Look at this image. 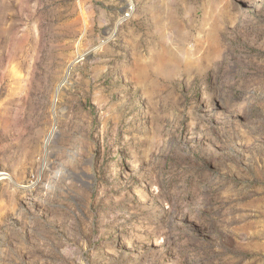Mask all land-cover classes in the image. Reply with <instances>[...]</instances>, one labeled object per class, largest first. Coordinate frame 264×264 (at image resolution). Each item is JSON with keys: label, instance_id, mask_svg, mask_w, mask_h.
<instances>
[{"label": "rangeland", "instance_id": "374dc122", "mask_svg": "<svg viewBox=\"0 0 264 264\" xmlns=\"http://www.w3.org/2000/svg\"><path fill=\"white\" fill-rule=\"evenodd\" d=\"M0 264H264V0H0Z\"/></svg>", "mask_w": 264, "mask_h": 264}, {"label": "bare ground", "instance_id": "6f19581e", "mask_svg": "<svg viewBox=\"0 0 264 264\" xmlns=\"http://www.w3.org/2000/svg\"><path fill=\"white\" fill-rule=\"evenodd\" d=\"M2 178V177H1Z\"/></svg>", "mask_w": 264, "mask_h": 264}]
</instances>
